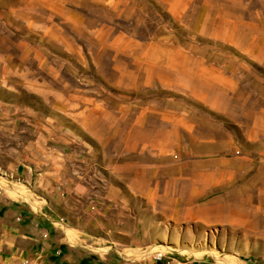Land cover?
Masks as SVG:
<instances>
[{
    "label": "rangeland",
    "instance_id": "obj_1",
    "mask_svg": "<svg viewBox=\"0 0 264 264\" xmlns=\"http://www.w3.org/2000/svg\"><path fill=\"white\" fill-rule=\"evenodd\" d=\"M151 104L185 111L183 149L139 128ZM194 154L248 160L203 165L233 167L234 192L185 206H244L253 227L170 222L177 196L131 192L157 166L160 192L176 170L161 158ZM262 205L264 0H0V218L38 222L22 264H68L58 249L74 264L120 250L123 264H264Z\"/></svg>",
    "mask_w": 264,
    "mask_h": 264
},
{
    "label": "crops",
    "instance_id": "obj_2",
    "mask_svg": "<svg viewBox=\"0 0 264 264\" xmlns=\"http://www.w3.org/2000/svg\"><path fill=\"white\" fill-rule=\"evenodd\" d=\"M159 116L161 121V126L154 128L149 124H144V117L147 115ZM139 116H141L139 124L143 127H139L145 132L156 131L165 133L161 137L165 139V146H169V141L177 140L179 142L178 148L181 150L184 148V140L186 139V133L192 132L193 125L186 121L185 111H165L156 107L155 105H149L141 109ZM143 117V119H142ZM172 117L174 119L173 124H164L167 118ZM171 132V133H170ZM176 133V134H174ZM170 134H173L171 136ZM198 140V136H194ZM174 138V139H173ZM149 143H146L148 145ZM153 147L157 146L155 144ZM196 149V148H194ZM196 153V150L193 151ZM165 163H160L162 166L174 167L176 170L172 176H168L169 182L164 183L161 191H158V185L155 182V178L158 179V172H160V167H154L150 169L144 178L145 186L140 184V186H132L131 192L134 195H170L177 196L174 200L171 212L172 214L168 216V221L172 222L174 218L176 221L190 220V221H199L206 225H217V224H228L232 227H242V228H251L254 226V220L250 219V216L247 214L248 209L244 206L229 205L230 207H222L209 199H203L200 202H194L192 206L186 207L185 200L181 197H195V196H211V195H226L234 192L235 181L239 179L240 174L237 179L233 177L234 172L233 167L225 168L224 172L220 173L219 168H208L203 165L209 164H234L240 163L243 160H248L247 157L243 156H211V155H201L194 154L192 156H182L181 159L170 160L167 157L161 158ZM163 162V161H162ZM153 163V162H150ZM187 165H193V168H189ZM163 168V167H162ZM161 168V169H162ZM223 170V169H222ZM142 177H136L135 180L141 181ZM242 188V187H239ZM243 189V188H242ZM244 193V191H241ZM180 197V198H178ZM178 206V207H177ZM259 206L256 209L259 211ZM262 210L264 205H262ZM232 209V210H231ZM176 214V215H173ZM177 218V219H176ZM1 222V232H0V264H22L26 260L28 254H30L34 248L32 247V239H38V237L32 234L33 229L37 228L38 222H36V217L31 216L30 219L23 226H9V224L0 218ZM11 227V228H10ZM42 227V225H41ZM15 229V230H13ZM11 233L13 236L10 237ZM65 239V238H64ZM43 246L40 250L35 252L40 253L41 257L44 255V259L41 261L47 260L45 257L50 259L48 255H54V250L57 244H60V240H56L54 235L53 239L50 241H41ZM62 244V243H61ZM67 244V241H66ZM49 247L47 254H45L46 248ZM42 250H45L44 253ZM119 264H123L122 260L126 258L122 250L119 251ZM61 260L66 261L68 264H74L76 259L72 253H66L62 251V255L59 256ZM108 257H100L98 261H101L103 264H110V261H107ZM39 261V260H38ZM48 261V260H47ZM40 262V261H39ZM258 261L246 262V264H254ZM47 264H57L56 262L49 260ZM81 264H90L82 262Z\"/></svg>",
    "mask_w": 264,
    "mask_h": 264
},
{
    "label": "built area",
    "instance_id": "obj_3",
    "mask_svg": "<svg viewBox=\"0 0 264 264\" xmlns=\"http://www.w3.org/2000/svg\"><path fill=\"white\" fill-rule=\"evenodd\" d=\"M55 253H56V255H58V256H61V255H62V251L59 250V249L56 250ZM158 258L161 259V255H159Z\"/></svg>",
    "mask_w": 264,
    "mask_h": 264
}]
</instances>
